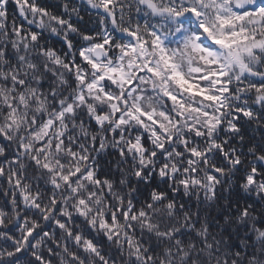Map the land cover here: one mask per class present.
Returning <instances> with one entry per match:
<instances>
[{
	"label": "snow or ice",
	"instance_id": "snow-or-ice-1",
	"mask_svg": "<svg viewBox=\"0 0 264 264\" xmlns=\"http://www.w3.org/2000/svg\"><path fill=\"white\" fill-rule=\"evenodd\" d=\"M0 264H264V0H0Z\"/></svg>",
	"mask_w": 264,
	"mask_h": 264
}]
</instances>
